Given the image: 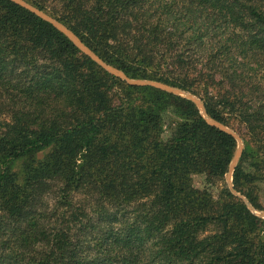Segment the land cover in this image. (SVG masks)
<instances>
[{
    "label": "trees",
    "instance_id": "trees-1",
    "mask_svg": "<svg viewBox=\"0 0 264 264\" xmlns=\"http://www.w3.org/2000/svg\"><path fill=\"white\" fill-rule=\"evenodd\" d=\"M31 3L128 77L244 124L233 189L261 209L264 0ZM236 145L192 99L0 0V264H264V220L225 181Z\"/></svg>",
    "mask_w": 264,
    "mask_h": 264
},
{
    "label": "rangeland",
    "instance_id": "rangeland-1",
    "mask_svg": "<svg viewBox=\"0 0 264 264\" xmlns=\"http://www.w3.org/2000/svg\"><path fill=\"white\" fill-rule=\"evenodd\" d=\"M19 2H23L25 4H28V5H31L32 7H35L32 3H31V0H18ZM52 4V3H50ZM37 8V7H36ZM41 12L45 13L44 11L40 10ZM47 16H49L51 19L57 21L59 24L63 25L64 27H66L70 33H72L75 38L79 41L80 44H82L85 48H88L89 51H91L93 54H95L102 62L106 63L104 60H102L91 48H89L71 29H69L65 24H63L62 22H60L58 19L52 17L51 15H49L48 13H45ZM58 28V27H57ZM59 29V28H58ZM69 38V37H68ZM70 39V38H69ZM71 40V39H70ZM72 41V40H71ZM82 52H84V48H80V46H78L74 41H72ZM85 53V52H84ZM107 65H110L112 66L114 69H117L116 67H114L113 65L111 64H108L106 63ZM104 68V67H103ZM105 69V68H104ZM107 70V69H105ZM119 72H121V76L118 75L116 72H111L113 73L114 75L116 76H119L122 80L126 81L127 83H130L128 82L126 79L128 80H147V79H136V78H130L128 77L123 71L117 69ZM108 71V70H107ZM110 72V71H108ZM123 77V78H122ZM149 81H153V80H149ZM157 82V81H156ZM160 83V82H159ZM133 84V83H132ZM163 84V83H162ZM139 85H143V84H139ZM166 85V84H165ZM168 86V85H166ZM156 87V86H155ZM169 87H172V88H177L181 91H183V94H178V93H175V94H178V95H182L184 97H186L187 95H190V97H193V101L194 103L198 106L199 110H200V113L205 117V118H210L206 115L205 113V107H204V104H203V101L196 95L188 92V91H185L183 89H180L178 87H174V86H169ZM159 88V87H158ZM173 93V92H172ZM189 98V97H188ZM191 99V98H190ZM212 119V118H210ZM218 122V121H217ZM220 124H222L224 127H226L227 129H229L233 134L236 135V150H235V153H234V156L232 158V161H231V164H232V167H230V169L227 171L226 175H225V181L228 183V186L230 187L231 191L237 195V196H241L243 198V200L247 203V206L249 209H251V211L256 214L257 216H259L260 218H262L264 220V172L262 173V176L260 178V180L258 182H256V184L258 185V195H259V202H260V205H261V209H257V208H254L252 207V205L248 202V200L246 199V197L242 194H240L239 192H237L235 189H233V184H232V174H233V170H234V167L237 165L244 149H246L249 144H250V140H249V137H248V134H246V128L244 126V124H241L239 123L237 120H235L234 118H229L227 124H223L221 122H219ZM264 152L263 148H259V156L260 157H263L262 153ZM248 162H247V170L248 171H253V167L252 165H250L251 162H253L252 159H247ZM254 161L257 162V157L254 158ZM264 170V169H263ZM258 174V173H257ZM202 183H203V176L201 175H195L193 177V184L194 186L196 187H202ZM261 237L263 238L264 240V230L261 232Z\"/></svg>",
    "mask_w": 264,
    "mask_h": 264
},
{
    "label": "water",
    "instance_id": "water-1",
    "mask_svg": "<svg viewBox=\"0 0 264 264\" xmlns=\"http://www.w3.org/2000/svg\"><path fill=\"white\" fill-rule=\"evenodd\" d=\"M15 1L18 2L21 5L29 8L30 10L36 12L37 14L41 15L43 18L49 20L50 22H52L56 27H58L62 32H64L72 41H74L78 46H80V48L83 47L84 49L83 48L82 49L84 50V52L86 54H88L89 56H91L99 65H101L102 67H104L108 71L116 72L118 75L121 76V72H119L117 69H114L112 66L107 65L106 63L102 62L95 54H93L91 51H89L88 48H85L82 44H80L79 41L75 38V36L72 33H70L69 30L66 27H64L63 25L59 24L57 21L51 19L45 13L41 12L38 8L32 7L31 5L25 4L23 2H19L18 0H15ZM126 80L128 82H130V83H133V84H149V85H153V86L159 87V88L164 89V90L169 91V92L178 93V94L182 93L183 94V91H181V90H179L177 88H172V87L166 86L165 84H162V83H159V82H156V81L128 80V79H126ZM186 97H189V98L193 99V97H190V95H187ZM207 120H208L209 123L214 124V125L218 126L219 128L228 131L229 133H231L236 138L235 134H233L229 129L224 127L219 122H217V121H215L213 119H210V118H207ZM230 167H232L231 163L229 165V169H230Z\"/></svg>",
    "mask_w": 264,
    "mask_h": 264
}]
</instances>
